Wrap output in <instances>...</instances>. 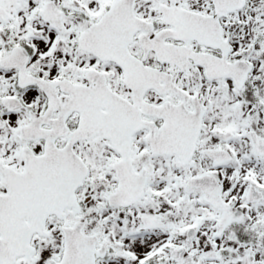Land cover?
<instances>
[{"label":"snow or ice","instance_id":"snow-or-ice-1","mask_svg":"<svg viewBox=\"0 0 264 264\" xmlns=\"http://www.w3.org/2000/svg\"><path fill=\"white\" fill-rule=\"evenodd\" d=\"M0 264H264V0H0Z\"/></svg>","mask_w":264,"mask_h":264}]
</instances>
